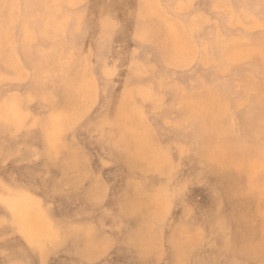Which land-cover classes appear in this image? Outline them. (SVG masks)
I'll use <instances>...</instances> for the list:
<instances>
[{"label": "rangeland", "instance_id": "rangeland-1", "mask_svg": "<svg viewBox=\"0 0 264 264\" xmlns=\"http://www.w3.org/2000/svg\"><path fill=\"white\" fill-rule=\"evenodd\" d=\"M122 1L0 0V264H264V0Z\"/></svg>", "mask_w": 264, "mask_h": 264}, {"label": "bare ground", "instance_id": "bare-ground-1", "mask_svg": "<svg viewBox=\"0 0 264 264\" xmlns=\"http://www.w3.org/2000/svg\"><path fill=\"white\" fill-rule=\"evenodd\" d=\"M101 2H102V0H101ZM111 2V1H110ZM122 2H124V0L122 1ZM100 3V2H99ZM106 4V3H105ZM108 4H109V2H108ZM111 4V3H110ZM110 4H109V6H110ZM97 5V4H96ZM115 5V4H114ZM117 5H119V4H117ZM122 6L124 5V4H121ZM125 6V5H124ZM101 7H102V5H101ZM120 7V6H119ZM98 8H100L99 7V5H98ZM115 9H116V6L114 7ZM103 11V10H102ZM113 12V11H112ZM61 141V140H60ZM63 141V140H62ZM49 145V144H48ZM65 145V144H64ZM22 147V146H21ZM1 150V149H0ZM19 150V149H18ZM3 151V150H2ZM122 154V153H121ZM37 155V154H36ZM127 158V157H126ZM88 160V159H87ZM128 161H130L129 159H127ZM66 161V160H65ZM123 161H124V159H123ZM140 160H138V162H139ZM89 163V162H88ZM130 163V162H129ZM129 163H128V165H129ZM133 165V164H132ZM137 165V164H136ZM171 165V164H170ZM218 165V164H217ZM140 165H138L137 167H139ZM211 166V165H210ZM133 167V166H132ZM131 167V168H132ZM136 166H135V169L137 168ZM153 167V166H152ZM91 168V167H90ZM148 169H149V167H147ZM153 168H155V167H153ZM134 169V168H133ZM139 169V168H138ZM142 169V168H141ZM159 169V168H158ZM224 168H222V170H223ZM137 170V169H136ZM146 170V169H145ZM160 170V169H159ZM161 170H162V168H161ZM131 171H132V169H131ZM138 171V170H137ZM142 171V170H141ZM149 171H150V173L152 174V172H151V170L149 169ZM90 173V172H89ZM144 173V172H143ZM164 173V172H163ZM206 173V172H205ZM91 174V173H90ZM142 174V173H141ZM147 173H145V175H146ZM155 174V173H154ZM161 174V173H160ZM148 175H149V173H148ZM87 176V175H86ZM166 176V175H165ZM101 177V176H100ZM84 178V177H83ZM99 178V177H98ZM130 179H132V178H130ZM137 179H139V178H137ZM97 180H99V179H97ZM102 180V179H101ZM101 180H100V183H101ZM134 180V179H133ZM142 180V179H141ZM129 181V180H128ZM103 184H104V181L102 182ZM152 183V182H151ZM161 183V182H160ZM97 184H98V182H97ZM100 186V185H99ZM102 186V185H101ZM105 188H106V186H105ZM104 188V189H105ZM160 188V187H159ZM164 187L162 186V189H163ZM20 189V188H19ZM165 189V188H164ZM21 190V189H20ZM68 190V189H67ZM80 190V189H79ZM101 190V189H100ZM105 190H107V189H105ZM255 190V189H254ZM102 191V190H101ZM161 191H163V190H161ZM145 192V191H144ZM160 193V192H159ZM165 193H167V194H165ZM163 194H165V195H169V193L166 191V192H163ZM260 194V193H259ZM15 195V194H14ZM147 195V194H146ZM162 195V194H161ZM166 196V197H167ZM33 197V196H32ZM107 197V196H106ZM152 197V196H151ZM156 197H157V193H156ZM155 197V198H156ZM165 197V198H166ZM158 198V197H157ZM162 198V197H161ZM159 199V198H158ZM260 199V198H259ZM167 201H168V199H167ZM166 205V204H165ZM160 206V205H159ZM40 207H42V206H40ZM143 207V206H142ZM43 209V208H42ZM146 209V208H145ZM18 210H23V209H18ZM44 210V209H43ZM147 210V209H146ZM9 211V210H8ZM48 211V210H47ZM165 211V210H164ZM45 212V211H44ZM124 212V211H123ZM134 212V211H133ZM21 213L22 214H26L24 211H21ZM157 214V213H156ZM47 215V214H46ZM162 216H163V213H162ZM6 218V217H5ZM47 218H48V216H47ZM120 219V218H119ZM12 220L14 221V219L12 218ZM55 220V219H54ZM129 220V219H128ZM6 221H8V220H6ZM12 221V222H13ZM50 221V220H49ZM3 222V221H2ZM5 222V221H4ZM12 222H9V223H12ZM15 222V221H14ZM52 222H54V221H52ZM7 223V222H6ZM37 223V222H36ZM39 224V223H38ZM57 224V223H56ZM60 224V223H59ZM73 224V223H72ZM89 224V223H88ZM123 224V223H122ZM155 225V224H154ZM44 227H42V226H40V227H38L37 225H35V224H33V223H31L30 225H29V230L28 231H26V234L28 235V237L30 238V239H32V240H35L33 237H37L38 235H39V232L42 230V231H45L44 230V228L45 229H48L49 228V225H47V223H45L44 225H43ZM52 226H53V224H52ZM71 226V225H70ZM74 226H76V223H75V225ZM77 226H78V224H77ZM76 226V227H77ZM79 226H81L80 224H79ZM78 226V227H79ZM86 226H88V225H86ZM130 226V225H129ZM214 226V225H213ZM15 227V226H14ZM57 227V226H56ZM59 227H60V225H59ZM77 227V228H78ZM93 227V226H92ZM181 227V226H180ZM58 228V227H57ZM57 228H56V230H57ZM64 228V227H63ZM75 228V227H74ZM73 228V229H74ZM212 228V227H211ZM15 229V228H14ZM14 229H13V232H14ZM54 229H55V227H54ZM71 228H69V230H70ZM76 229V228H75ZM80 229V228H79ZM82 229V228H81ZM179 229H181V228H178V230ZM12 230V229H11ZM59 231L61 230V228H59L58 229ZM58 230H57V232H58ZM63 230V229H62ZM65 230V229H64ZM95 230V229H94ZM97 230V229H96ZM178 230H176V231H174V233L175 232H177L178 233ZM210 230V229H209ZM41 231V232H42ZM77 231H79V230H77ZM180 231V230H179ZM186 231V230H185ZM211 231V230H210ZM223 231V230H222ZM66 232V231H65ZM64 232V233H65ZM73 232V235H74V232L76 233V231H72ZM90 232V231H89ZM89 232H88V234H89ZM215 232V231H214ZM213 232V233H214ZM220 232V231H219ZM18 233V232H17ZM60 234H61V232H59ZM91 233V232H90ZM66 234V233H65ZM65 234H63V236L65 235ZM70 235H71V233H69ZM68 234V235H69ZM77 234V233H76ZM93 234H94V232H93ZM96 234H97V231H96ZM173 234V233H172ZM208 234V233H207ZM206 234V235H207ZM218 234V233H217ZM13 235V234H12ZM16 235H18V234H16ZM102 235H104L103 233H102ZM4 236V235H3ZM89 236V235H88ZM93 236V235H92ZM97 236V235H96ZM61 238V237H60ZM66 238H67V240H68V237H65V239L63 240L64 242L66 241ZM77 238H78V236H77ZM89 238V237H88ZM93 238H95V237H92V239ZM113 238V237H112ZM174 238V237H173ZM207 238V237H206ZM215 238V237H214ZM97 239H98V237H97ZM102 239V238H101ZM25 240V239H24ZM113 240V239H112ZM217 240V239H216ZM88 241V240H87ZM91 241V240H90ZM2 242V241H1ZM59 242V241H58ZM89 242V241H88ZM52 243V242H51ZM106 244V243H105ZM110 244V243H109ZM62 245V244H61ZM64 245V244H63ZM87 245H88V243H87ZM92 245V244H91ZM93 245H94V240H93ZM95 245H97V244H95ZM29 246V245H28ZM69 246V245H68ZM89 246V245H88ZM115 246V245H114ZM100 247V246H99ZM49 248V247H48ZM73 248V247H72ZM92 248V247H91ZM137 248V247H136ZM138 248H140V247H138ZM43 249V248H42ZM41 249V250H42ZM138 250V249H137ZM104 251V250H103ZM140 251H142V250H140ZM198 251V250H197ZM27 252V251H26ZM35 252V251H34ZM33 252V253H34ZM65 252V251H64ZM143 252V251H142ZM9 253V252H8ZM28 253V252H27ZM48 253V252H47ZM5 254V253H4ZM13 255V254H12ZM10 256V255H9ZM223 256V255H222ZM218 257V256H217ZM220 259V258H219ZM149 260V259H148ZM14 262H16L15 260H14ZM183 263V262H182Z\"/></svg>", "mask_w": 264, "mask_h": 264}]
</instances>
